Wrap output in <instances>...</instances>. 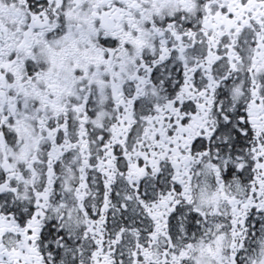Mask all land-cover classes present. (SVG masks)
<instances>
[{
	"label": "snow or ice",
	"instance_id": "snow-or-ice-1",
	"mask_svg": "<svg viewBox=\"0 0 264 264\" xmlns=\"http://www.w3.org/2000/svg\"><path fill=\"white\" fill-rule=\"evenodd\" d=\"M0 264H264V0H0Z\"/></svg>",
	"mask_w": 264,
	"mask_h": 264
}]
</instances>
